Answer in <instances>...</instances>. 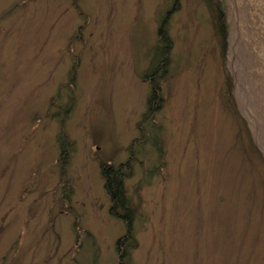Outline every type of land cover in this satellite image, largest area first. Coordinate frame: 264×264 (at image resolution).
Segmentation results:
<instances>
[{"label": "rangeland", "instance_id": "1", "mask_svg": "<svg viewBox=\"0 0 264 264\" xmlns=\"http://www.w3.org/2000/svg\"><path fill=\"white\" fill-rule=\"evenodd\" d=\"M214 1L225 51L208 0H0V264H120L128 226L109 214L99 162H125L141 137L163 20L172 49L156 119L167 163L147 174L156 148L136 151L125 190L140 204L139 246L125 260L264 264V0ZM75 55L63 174L73 214L60 201L58 137Z\"/></svg>", "mask_w": 264, "mask_h": 264}, {"label": "trees", "instance_id": "2", "mask_svg": "<svg viewBox=\"0 0 264 264\" xmlns=\"http://www.w3.org/2000/svg\"><path fill=\"white\" fill-rule=\"evenodd\" d=\"M214 0H208L209 4L213 2ZM74 3L77 7L78 0H74ZM212 5L216 22H215V29L218 35L220 36V40L223 43V51L226 50V44H227V24H226V17L225 12L221 8L222 4H216L215 6ZM80 13L81 10H79ZM165 26V20L162 21V24L159 28V47L157 48V53L159 56V61L154 67V69L145 75V78L148 80V84L150 86V92L147 96L146 101V110L143 113L141 119L136 123V127L140 132L141 137L134 139L129 147L130 156L125 161L118 165L108 163L107 161L101 160L99 162L100 166V172L101 176L105 182V189L110 197V206H109V214L123 219L128 226V232L126 235L120 237L117 241V252L119 256V262L120 264H132V261L130 259L132 258V251L133 249H136L139 244L136 238L133 236L132 229L134 220L137 217L140 209V204H137L133 206L131 203L132 201L126 194L125 190V181L128 178L133 177L134 175V167L137 162V149L138 147H141L143 145H146L151 141L153 146L156 148L157 154H158V165L154 167L153 169L147 171V174L154 175L160 171H162V168L166 166V153L163 148L162 141L159 137V132L162 129L161 124L156 119V113L161 109V107L164 104V97H163V91H162V81L167 76L169 72V66L171 63V49H172V43L171 40L167 34ZM78 31H81V27L78 29ZM74 65L69 73L68 81L65 85L66 88L70 91L71 95L69 96V101L66 105L65 112L63 113V117L60 119V135L58 137L59 145H60V153L61 156L58 160V164L60 163L61 168V175L60 180L61 184L63 186L61 187V194H60V201L63 204V208L68 211V213H75L74 207L72 205V194L74 191V188L71 183V179L67 180L65 177H63V174L65 176V167L70 163V156L72 153V150L74 148V141H72L68 135V132L66 131V120L69 116V114L72 112L74 107L76 106V90H77V70L76 68L80 64V58L79 56H73ZM60 94H57L51 99L50 106H54V102L56 100H59ZM70 112V113H69ZM69 113V114H68ZM147 126H150L153 130H157L156 134L152 137L148 136ZM262 160H264L262 156ZM157 171V172H156ZM64 179V180H63ZM142 186H137V191L139 195V203L141 201V190ZM73 213V214H74ZM77 221V223L80 222V217L77 216L74 221ZM76 223V222H74ZM80 228H78L77 225L74 224V229L76 232V239H79L81 235V224H78ZM80 246V245H79ZM132 249V250H131ZM129 256V260H125V258ZM121 258L124 260V262L121 263Z\"/></svg>", "mask_w": 264, "mask_h": 264}]
</instances>
